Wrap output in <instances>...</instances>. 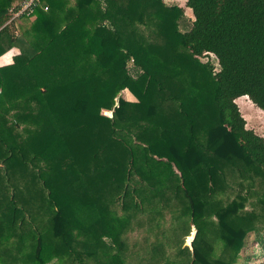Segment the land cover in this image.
<instances>
[{"label": "trees", "instance_id": "16d2710c", "mask_svg": "<svg viewBox=\"0 0 264 264\" xmlns=\"http://www.w3.org/2000/svg\"><path fill=\"white\" fill-rule=\"evenodd\" d=\"M42 4L16 34L0 0V56L20 51L0 66V264H125L131 223L169 201L197 229L180 264L264 244V135L236 101L264 112V0H187L185 30L166 0ZM237 182L257 212L225 205Z\"/></svg>", "mask_w": 264, "mask_h": 264}, {"label": "rangeland", "instance_id": "374dc122", "mask_svg": "<svg viewBox=\"0 0 264 264\" xmlns=\"http://www.w3.org/2000/svg\"><path fill=\"white\" fill-rule=\"evenodd\" d=\"M74 1V0H72ZM187 0H166L169 5H178L185 11L184 18L181 20V29L185 30L192 25L194 19L193 12L186 6ZM34 17H20L15 22L9 24V28L13 33L19 34L24 27H29L34 21ZM18 52V49L16 50ZM15 50L9 53L10 60L4 59L10 63L14 61L13 58ZM14 55V56H13ZM13 57V58H12ZM203 61H212L218 67V60L214 54L204 56L201 58ZM129 70L134 76L141 73V69L136 66L134 62H130ZM1 93V89H0ZM120 95L128 100H136L135 95L128 89H125ZM237 103L244 117L246 118L247 127L253 129L259 135H264V112L259 108L249 97H239ZM113 111L104 110V114L110 115ZM236 190L232 191L226 204L233 200L245 199V210L255 211L258 201L257 196L247 195L246 187L243 183H234ZM222 193L219 194V197ZM256 203V204H255ZM182 206L175 202L169 201L168 204L162 205L159 211L155 214V220H151L149 212H143L139 217L131 223L128 232L125 234V241L127 247L125 249V264H175L179 263V252L182 248L188 247L191 251L194 250V237L197 231L195 225L187 216L182 214ZM244 213V211H242ZM213 221H218L216 216L210 218ZM185 223V227H189L190 234L187 235L185 229L181 228V224ZM261 235L264 237V218L258 223ZM108 241H110L108 239ZM14 242V240H13ZM17 244V243H16ZM216 254L222 253V244L216 240ZM236 264H264V244L257 239V231H251L246 236V244L241 250L240 258Z\"/></svg>", "mask_w": 264, "mask_h": 264}, {"label": "built area", "instance_id": "2783aa9c", "mask_svg": "<svg viewBox=\"0 0 264 264\" xmlns=\"http://www.w3.org/2000/svg\"><path fill=\"white\" fill-rule=\"evenodd\" d=\"M38 7H43L45 10L49 8L47 5L42 4V0H22L19 5L10 9L11 17L7 24L15 22L20 17H34L35 10Z\"/></svg>", "mask_w": 264, "mask_h": 264}, {"label": "crops", "instance_id": "0c3cea01", "mask_svg": "<svg viewBox=\"0 0 264 264\" xmlns=\"http://www.w3.org/2000/svg\"><path fill=\"white\" fill-rule=\"evenodd\" d=\"M21 1L22 0H12V6H11V8L12 7H14V6H17V5H19L20 3H21ZM13 50H17L18 48L17 47H13L12 48ZM8 52V51H7ZM10 52V51H9ZM8 52V53H9ZM17 52V51H16ZM20 51H19V49H18V52L17 53H15V54H18ZM9 54H11V53H9ZM14 56V55H13ZM10 55H8V54H3L2 56H0V66H4V65H7V64H10V63H12L13 61H11L10 63H8V62H6L4 59H8V60H10ZM13 58V57H12ZM13 60H14V58H13Z\"/></svg>", "mask_w": 264, "mask_h": 264}, {"label": "water", "instance_id": "95a60500", "mask_svg": "<svg viewBox=\"0 0 264 264\" xmlns=\"http://www.w3.org/2000/svg\"><path fill=\"white\" fill-rule=\"evenodd\" d=\"M112 115H113V113L110 114V116H112Z\"/></svg>", "mask_w": 264, "mask_h": 264}]
</instances>
